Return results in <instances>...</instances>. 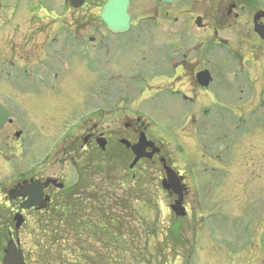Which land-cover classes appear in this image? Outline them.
<instances>
[{"label": "rangeland", "instance_id": "374dc122", "mask_svg": "<svg viewBox=\"0 0 264 264\" xmlns=\"http://www.w3.org/2000/svg\"><path fill=\"white\" fill-rule=\"evenodd\" d=\"M6 1L3 8L8 9L3 12L9 14L12 0ZM17 1L22 5L19 15L23 12L18 20L20 35L34 30L30 46L35 50L26 57L33 65L25 61L21 67L30 72L43 68L45 84L37 79L31 84L20 81L19 93L12 97L18 124L32 143L29 148L21 143L12 144L13 152L4 150L9 155L15 152L9 165L74 142L84 130L75 127L85 111L108 104L103 89L110 77L105 82L104 74L119 73L133 82L132 77L144 73V82H133L137 93L130 90L119 97L124 112L111 119L114 128L102 130L123 131L126 116H141L148 125L147 137L161 146L168 166L186 176L181 179L183 189L189 191L186 216H176L170 208L174 200L162 187L165 173L158 156L131 170L133 159L111 146L109 160L99 156L98 167L88 162L82 172L80 208L73 206L62 216L58 210L52 216L35 214L27 217L18 234L14 230L27 264H255V252H260L261 264L264 43L254 36L253 28L251 37L240 26L224 29L219 34L225 41L221 47L207 33L184 29L186 20L176 24L175 6L160 0H131V29L115 37L100 18L106 0H90L79 12L65 8V0ZM258 6L264 11V0H258ZM249 20L253 16H244L240 24ZM73 35L108 45L95 55L97 76L89 72L86 61L66 55L63 39ZM194 43L195 54L184 58ZM107 59L112 61L109 66L104 65ZM178 62L186 64L175 70ZM190 62L211 72L209 88L197 84ZM64 63L70 65V73L63 72ZM55 73L59 80L53 79ZM96 120L106 126L109 118ZM114 137L117 133L111 140ZM65 161L60 155L39 171L73 185L78 179L76 166ZM20 169L4 172L1 180L10 182Z\"/></svg>", "mask_w": 264, "mask_h": 264}, {"label": "flooded vegetation", "instance_id": "af4514ba", "mask_svg": "<svg viewBox=\"0 0 264 264\" xmlns=\"http://www.w3.org/2000/svg\"><path fill=\"white\" fill-rule=\"evenodd\" d=\"M160 1L162 2V0ZM3 2L8 4L6 0H0V100L5 102L6 107L10 110L11 117L14 120L9 121L2 129H0V205L3 204L2 197H4L3 205L5 206H0V254L2 255L6 248L5 241L13 237L16 233V225L19 220L17 218L21 216L23 224H25L27 217L34 216L35 214L47 213L52 216L55 215V211L58 210L59 216H62L67 214V210L73 206L80 208L79 206L82 205V203L77 199L81 196L80 192L83 191L81 188V183L83 182L82 172H84L88 162H90V165L98 167L100 164V162L97 161L99 156L102 158L108 157L105 161L109 160L111 146L115 152H122V154H126L128 158L134 160L133 146L138 142L140 135L143 132H146L147 129L146 122L142 121L141 116L137 115L135 117L126 116L124 118L122 122L123 131L119 132L112 130L108 133V131L102 130L104 128L113 129L114 121L111 119L118 114V111L124 112L120 108L121 100L119 97L123 96L127 91L130 92V90L136 92L135 84H138L141 81L144 82L143 80L145 79L144 73L138 74L136 75V78H133L134 84L133 82H130V77L126 79L123 78L122 75L114 73L107 74L110 78L108 79L106 76L104 77V80L108 79L110 81V86H108L107 89L109 97H107L108 104H106L104 109L102 108L100 110V114L99 112L93 113L83 121L80 129L83 127L84 130L74 142L67 146H60L58 151L51 155V158L44 160L43 164L39 165L40 167H35V163L40 159L42 160L41 156L38 157L40 152H38L39 155L32 154V156L23 159L17 166H10L8 163L10 156H15V152L9 155L3 151L6 149L12 151L15 144L21 143L28 145L29 148V144L32 143L30 135H28L27 132L20 130L21 127L17 120L19 119V114L16 112L17 108L10 104L15 100L12 97L18 95L20 81H27L28 84H31L34 79H37L40 80V82H44L43 78L45 76H41V73L44 71L43 68H38L30 72V70L21 67L22 62L25 61H27L29 66L33 65V62L28 61L26 57L35 50L34 47L30 46L34 30L28 31L31 32V34L26 35L22 33L20 35L18 20L23 12L19 15L18 1L12 0L10 2L12 6L10 7L11 13L9 12V14H4L3 10H7L8 8H3ZM173 6H175L173 15L175 16L174 19L176 22H179L182 19L186 20L183 25L184 29L194 31L196 26L199 25L202 28L197 30L207 33L208 36H212L213 43H217L218 45L225 43L224 40L219 38V34L224 29H233L240 26L242 32L248 33V36L251 37L250 28L251 30L252 28L254 30L255 17L260 12L258 0H175ZM80 10H77V12ZM244 16H249L250 18L253 16L252 22L249 20L247 23L240 24ZM257 23L264 25V17H262ZM254 36L260 40L256 33H254ZM52 43L55 44V41ZM189 43L191 45V42H188L187 44ZM196 43L189 47V54L184 55V58L189 57L190 54H195ZM63 45L65 48L67 47L68 53L66 55H69L72 59L77 58L83 62L87 60V65L92 71L91 74L98 75L93 68L97 61L95 55L99 54L104 48L100 47L99 43L94 38L90 37L87 40H84L81 36L73 35L69 36L67 40L63 39ZM55 48H53L52 51L55 50ZM253 51L255 52V50ZM55 53L56 52L54 51V54ZM175 53L177 54L178 51ZM42 55H44V53H42L39 58H41ZM55 60L57 59L54 58L53 61ZM192 60H195L194 56H192ZM240 60L241 64H244L242 58H240ZM185 64L186 63L180 62L179 65L178 62L174 69L176 70L178 66L184 68ZM188 65L192 67L191 74L195 76V78L200 72L205 70V68H195V64L192 62L188 63ZM62 69L65 73L71 72L70 65L67 63L63 64ZM53 79H59V73H55ZM117 82L120 83L113 87ZM4 95L7 99L4 98ZM115 105H118V107H115ZM100 116L102 119H104V117L106 118V116L109 118L106 126H102V122H98V120L93 122V119ZM116 133L117 138L114 137V139L111 140V136H115ZM18 134H21L20 137H17ZM130 134L137 139L135 142H132L129 139L128 136ZM148 140L151 139L148 138ZM65 147H68L66 151H64L66 149ZM156 147H159L161 150L157 156L164 170L165 167H169L168 162L162 154L161 146L156 143ZM147 152L149 153L150 149L147 150ZM60 155L65 157V164H72L73 162V165L76 166L75 170L78 179L73 185H65L62 179L55 175L44 174V172L47 171H43V173H40L39 171L48 166L51 160L56 161L57 157ZM142 162L143 161H140L138 164H141ZM57 165L61 166L59 162H57ZM26 166V169H22ZM19 168L22 170H17V172L12 174V178L8 184H5L1 180L4 172L8 173L12 171L13 173ZM177 173L184 177V179L186 178V176H183L181 173ZM165 178H163V180ZM183 183L185 184V180ZM184 192L185 204L189 191L185 190ZM167 194L170 199L174 200L173 202L178 198L170 192H167ZM29 204H35V206L29 210H25L26 206ZM22 215H24L25 218ZM66 218L67 217H65V219ZM259 253L260 252L253 253L255 264H260L258 258ZM260 259L261 264H264V254L261 255Z\"/></svg>", "mask_w": 264, "mask_h": 264}, {"label": "water", "instance_id": "95a60500", "mask_svg": "<svg viewBox=\"0 0 264 264\" xmlns=\"http://www.w3.org/2000/svg\"><path fill=\"white\" fill-rule=\"evenodd\" d=\"M174 0H163L165 3H172ZM86 0H71L72 6L75 9L83 7ZM130 7V0H108L104 5L101 12V20L106 24L107 28L114 34H123L130 29V16L128 15V9ZM264 17V13H258L255 17V31L264 40V25H260L257 22ZM198 83L203 88H208L212 77L208 71H204L197 76ZM2 109V108H0ZM2 116L0 121V127L3 126L10 113L3 107ZM148 148H152L151 153H146ZM133 152L135 160L130 166L133 169L141 159H152L154 155L160 152L155 144L148 142L145 134H141L139 142L133 146ZM167 172V179L164 181L163 186L166 190L172 191L179 196V200L172 206V210L179 217L186 216V209L183 207V186L181 184V178L170 168L165 167ZM35 204H29L26 209H31ZM18 223L16 228L19 229L22 226V217L17 218ZM19 243V242H18ZM3 264H26L25 256L21 249L18 248V244L14 240H10L7 243L6 255Z\"/></svg>", "mask_w": 264, "mask_h": 264}, {"label": "trees", "instance_id": "16d2710c", "mask_svg": "<svg viewBox=\"0 0 264 264\" xmlns=\"http://www.w3.org/2000/svg\"><path fill=\"white\" fill-rule=\"evenodd\" d=\"M5 243V242H4Z\"/></svg>", "mask_w": 264, "mask_h": 264}]
</instances>
